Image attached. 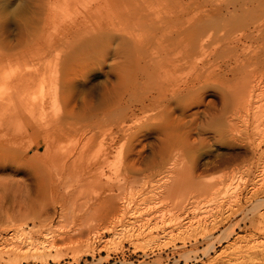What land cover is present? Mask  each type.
I'll list each match as a JSON object with an SVG mask.
<instances>
[{
    "label": "rangeland",
    "instance_id": "374dc122",
    "mask_svg": "<svg viewBox=\"0 0 264 264\" xmlns=\"http://www.w3.org/2000/svg\"><path fill=\"white\" fill-rule=\"evenodd\" d=\"M263 5L0 0V79L15 55L22 80L0 91L6 139L22 132L18 161L0 155V264H264ZM216 9L213 31L175 40ZM45 234L50 257L22 255Z\"/></svg>",
    "mask_w": 264,
    "mask_h": 264
},
{
    "label": "bare ground",
    "instance_id": "6f19581e",
    "mask_svg": "<svg viewBox=\"0 0 264 264\" xmlns=\"http://www.w3.org/2000/svg\"><path fill=\"white\" fill-rule=\"evenodd\" d=\"M193 1V0H192ZM195 1V0H194ZM197 1V0H196ZM257 2V1H256ZM188 3V2H187ZM193 4H194V2H192ZM191 4V3H190ZM176 5V4H175ZM180 6L182 5V4H179ZM262 5V4H261ZM180 6H178V8H180ZM184 6H185V4H184ZM187 6H188V4H187ZM186 6V7H187ZM192 6V5H191ZM264 6V5H263ZM262 6V7H263ZM169 7H171L170 5H169ZM189 7H190V5H189ZM216 7H218V6H216ZM225 7V6H224ZM172 8V7H171ZM174 8V7H173ZM246 8V7H245ZM160 9V8H159ZM183 10H185V11H187V10H189V9H184V8H182ZM220 9V8H219ZM240 9V8H239ZM242 9H243V7H242ZM250 9H252V8H250ZM257 9V8H256ZM166 10V9H165ZM182 10V11H183ZM192 10V9H191ZM247 10H249V8L247 9ZM254 10V9H253ZM173 11H174V9H173ZM221 11V10H220ZM244 11V10H243ZM179 12H181V10H179ZM194 12V11H193ZM193 12H191V19H189V20H187V22H186V20H184L186 23H183V22H180V20H179V22L180 23H182V24H179L178 22H176V27L175 26H173V27H175L176 29H177V31H176V33H175V29H174V34H176V41L179 43H181L182 42V44L184 43L183 41H184V39L188 36H190V37H192L191 35L192 34H194V35H196V34H202V35H205V33L207 34V32H209L210 33V29H212L211 28V23L213 24V22H211L212 21V18H214L215 16H217L218 15V12H219V10L218 9H216L215 10V12H202V11H199V12H195V13H193ZM245 12V11H244ZM177 13V12H176ZM175 13V14H176ZM184 13V12H183ZM219 13H221V12H219ZM226 13V12H225ZM232 13V12H231ZM175 14H171L172 16H175ZM189 14V13H188ZM228 14V13H227ZM178 15V13L176 14V16ZM194 15V16H193ZM221 15V14H220ZM219 15V16H220ZM175 16V17H176ZM229 17V16H228ZM227 17V18H228ZM216 18V17H215ZM184 19V18H183ZM187 19V18H186ZM226 19V18H225ZM182 20V19H181ZM216 20V19H215ZM215 20H213V21H215ZM217 22V21H216ZM224 22V21H223ZM179 25H178V24ZM221 23V22H220ZM224 24V23H223ZM228 24V23H227ZM173 25V24H172ZM227 26V25H226ZM170 27H172V26H170ZM173 27H172V30H173ZM223 28H224V26H223ZM167 29H169V28H167ZM242 29V28H241ZM166 30V29H165ZM250 30V29H249ZM156 31V30H155ZM212 31H213V29H212ZM167 32H169V30L167 31ZM253 33H256V34H258L259 35V37H261L260 35L261 34H264V25L263 26H259L258 28H254V30L253 31H251L250 32V34H253ZM168 34H170V33H167V36L169 37V35ZM173 34V33H172ZM214 34V33H213ZM166 35V34H165ZM193 35V36H194ZM201 35V36H202ZM257 35V36H258ZM256 36V37H257ZM96 37V36H95ZM95 37H92L91 38V40L93 39V38H95ZM98 37V36H97ZM100 37V36H99ZM212 37V36H211ZM171 38V37H170ZM262 38V37H261ZM99 41H100V39L101 38H97ZM102 39H105V38H102ZM212 39V38H211ZM213 39H215L214 37H213ZM89 40V39H88ZM90 40V41H91ZM93 40H96V39H93ZM93 40L91 41V42H93ZM97 40V41H98ZM108 39H106V41H107ZM110 40V39H109ZM183 40V41H182ZM29 41V40H28ZM89 41V42H90ZM102 42H103V40H101ZM105 41V40H104ZM101 42V43H102ZM108 42V41H107ZM107 42H106V44H107ZM130 42V41H129ZM235 42V41H234ZM179 43V44H180ZM31 44V43H30ZM103 45H106V44H104V43H102ZM20 45V44H19ZM190 45V44H189ZM188 45V46H189ZM195 45V44H194ZM194 45H191V46H194ZM195 46H197L198 47V45H195ZM18 47H20V46H18ZM185 47V46H184ZM21 48V47H20ZM186 48V47H185ZM185 48H183L184 49V51H185ZM190 48V47H189ZM196 48V47H195ZM199 48H200V46H199ZM186 49H188V48H186ZM203 49V48H202ZM201 49V50H202ZM20 50V49H19ZM182 51V50H181ZM182 52V53H185V52ZM190 51V49L188 50V52ZM187 52V51H186ZM188 53H186V56L188 57V55H187ZM121 55H124V54H121ZM184 54H182V58L183 57H185V56H183ZM6 56V55H5ZM181 56V55H180ZM186 57V58H187ZM123 58V57H122ZM177 58H180V57H177ZM177 58H176V60H177ZM186 58H184L185 60L184 61H186ZM189 58V57H188ZM124 59V58H123ZM128 59H130V58H128ZM4 60V57L3 56H1L0 55V63L2 62ZM18 60H20L17 56H13V58H11V59H9L8 61H7V64L4 66V68H3V71L5 70V73H3L4 75L3 76H5V78L3 77V79L1 78L0 79V91L2 92L4 89H7V90H9V89H11V86H13V85H15V83H16V85H20L21 84V76H19V75H21V74H19V73H17V70L18 69H16V66H18L19 65V61ZM174 58H173V60L172 61H170V63L171 64H175V63H179L180 61H182V60H177L176 61ZM131 61V60H130ZM184 61H182V62H184ZM181 63V62H180ZM183 65V64H182ZM211 66V65H210ZM19 67V66H18ZM123 69V68H122ZM125 69L126 68H124L123 70L125 71ZM128 69V68H127ZM127 69H126V73H127ZM122 70V71H123ZM122 71H119V72H122ZM205 71V70H204ZM21 73V72H20ZM118 73V72H117ZM136 73V72H135ZM122 74V75H121ZM124 73L122 72V73H118V74H116L117 75V78H120V79H122V80H126L125 79V77H126V75L127 74H124ZM136 76H137V74H135ZM2 76V75H1ZM25 78V77H24ZM23 84V83H22ZM16 85H15V87H16ZM44 85V84H43ZM187 86V85H186ZM190 87H191V85H190ZM28 88V87H27ZM53 88V87H52ZM51 88V89H52ZM178 89V88H177ZM189 89V88H188ZM182 90H186V88L184 89V87L180 90H177V92L173 95V98L174 99H177V100H179L182 96H183V94H182ZM190 90V89H189ZM5 91V90H4ZM160 91V90H159ZM128 92V90L127 89H125L124 90V93H121V94H119V98H118V102H119V104H120V102L121 101H123V99H124V95H125V93H127ZM161 92V91H160ZM184 92V91H183ZM187 92H188V90H187ZM186 92V93H187ZM190 92V91H189ZM3 93H5V92H3ZM10 93H11V91H10ZM1 95L2 94H0V98H1ZM4 95V94H3ZM5 95H6V93H5ZM14 95H16L15 93H14ZM13 95V96H14ZM30 95V94H29ZM160 95H162V94H160ZM160 95H158V96H160ZM155 97H157V96H155ZM158 98H160V97H158ZM162 98V97H161ZM160 98V99H161ZM164 98V97H163ZM30 99V98H29ZM154 97H149V96H145V97H143L140 101H139V105L140 106H143L146 102H148V103H150V102H152V101H154ZM1 100V99H0ZM23 100V99H22ZM157 100H159V99H157ZM156 100V101H157ZM13 101V100H12ZM17 102V101H16ZM117 102V103H118ZM0 103H2V105H3V100H1L0 101ZM30 103V102H29ZM7 104V103H6ZM20 104V103H19ZM122 104V103H121ZM1 105V104H0ZM1 105V106H2ZM116 105H118V104H116ZM3 106H5V105H3ZM115 106V105H114ZM7 106H5V108H3V107H1L0 108V110L1 109H7V110H9V106H8V108H6ZM11 107V106H10ZM13 107V106H12ZM13 109H14V107H13ZM13 109H11V110H13ZM17 109V108H16ZM116 110H119L118 108L116 109ZM15 111V110H14ZM17 111V110H16ZM114 111L115 110H113V111H109V113L111 114V113H114ZM132 111V113L134 112V110H131ZM4 112H7L6 110H3V113ZM9 112L11 113V111L9 110ZM14 113V116L13 115H10V117H9V114H8V112L7 113H4V114H7V116L6 117H8V120L6 119V117L5 116H2V118H0L1 120H0V134H2V135H4L5 136V132H6V130H7V133H8V129H6V127L7 126H9V124H6L8 121L10 122H12V121H14V119L17 117L15 114H16V112H13ZM12 113V114H13ZM18 113H19V111H18ZM115 113H116V111H115ZM114 115H116V114H114ZM12 117V118H11ZM14 117V118H13ZM111 117H113V115H111ZM104 118H105V116H104ZM104 118H102V120L104 119ZM4 119H5V121H4ZM91 119V118H90ZM106 119V118H105ZM113 119V118H112ZM169 119V118H168ZM7 120V121H6ZM102 120H100V121H102ZM107 120V119H106ZM171 120V119H170ZM167 120V121H169V122H174L173 120ZM17 120H15V122H16ZM18 121H19V119H18ZM91 121V120H90ZM94 121V120H93ZM112 121H114V120H112ZM131 121V120H130ZM167 121H165V123L167 122ZM176 121H178V119H176ZM115 122V121H114ZM106 124H107V121L105 122ZM112 123V122H111ZM175 123V122H174ZM177 123V122H176ZM174 124V125H177V124ZM91 125V124H90ZM94 125H96V124H94ZM179 125H180V123H179ZM92 126V125H91ZM174 128H176L175 130H177V128L178 127H176V126H174L173 127V123H169V124H167L166 123V125L164 124L163 126H161V129H160V132L164 135V136H166L167 137V142H166V144L165 145H169V144H171V143H176V138H175V136L173 137V135H172V132H173V130H174ZM176 132V131H175ZM6 133V134H7ZM17 134V133H16ZM14 135L15 137H13V136H11V137H8L7 139H6V137L7 136H5V140L3 139H0V140H2V141H0V155H3V156H5L6 158H9V159H11V160H17L18 159V157H17V150L15 149V144H16V142H18V138L19 137H16V136H19V134H22V132L20 131V133L18 134V135ZM173 134H175V133H173ZM1 136V135H0ZM20 136H22V135H20ZM2 137V136H1ZM176 137H178V136H176ZM176 140V141H175ZM180 140V142H181V139H179ZM90 141V140H89ZM165 141V140H164ZM163 145V144H162ZM165 145H163L164 147H162V149H163V151L164 150H166L165 149ZM28 151V150H27ZM164 152H166V151H164ZM54 153V152H53ZM164 154V153H163ZM167 154V153H166ZM20 155V154H19ZM51 155V154H50ZM165 155V154H164ZM163 155V156H164ZM54 156H57L56 155V153H55V155ZM167 157H165V159L166 160H170V156L169 155H166ZM1 157V156H0ZM59 156H57V158H58ZM19 158H20V156H19ZM43 158V157H42ZM23 159V158H22ZM53 159H56V157H54ZM59 159V158H58ZM50 160V159H49ZM18 161V160H17ZM19 161H20V159H19ZM45 161V160H44ZM53 161H58V160H53ZM65 161V160H64ZM55 162V163H56ZM59 162H63L62 161V159L60 158V160H59ZM59 162H58V165H59ZM21 164V161L20 162H18V164ZM54 163V164H55ZM62 165H63V163H62ZM36 166V165H35ZM45 184V183H44ZM54 184V183H53ZM53 189V188H52ZM254 192V191H253ZM239 193V192H238ZM251 199V198H250ZM216 201V200H215ZM107 202H110V201H107ZM264 202V201H263ZM103 203V202H102ZM259 203H262L259 199L258 200H256L255 201V203H253L254 205L256 204V207H254V208H257V205L259 204ZM111 204V203H110ZM109 206H111L112 207V205H107V208L109 207ZM110 207V208H111ZM258 207H259V205H258ZM253 209V208H252ZM257 211V210H256ZM107 212V211H106ZM258 212V211H257ZM259 214V213H258ZM264 215V214H263ZM263 215H262V213H261V216H262V218H264L263 217ZM10 223V222H9ZM9 225V224H8ZM106 226V225H105ZM109 227H110V225H109ZM108 228V227H107ZM111 228V227H110ZM109 230V229H108ZM19 234V233H18ZM222 234H223V232H222ZM221 234V235H222ZM19 235H21V234H19ZM49 234H45L44 236H43V238H42V240H40V241H31V239L29 238H27L26 239V244L27 245H29L28 247H29V250L27 251V253H22L21 251V253H22V255H24V254H26L27 256H28V254H29V256H31L34 260H37L38 258H44V257H50V255L49 254H47V253H49V247L50 248H52L51 246H48L47 244H48V238L46 237V236H48ZM23 236H25L24 234H23ZM16 237V236H15ZM18 237V236H17ZM224 237V236H223ZM226 237V236H225ZM227 239V238H226ZM11 240H12V238H11ZM152 240V239H151ZM222 240H224L223 238H222ZM22 241V240H21ZM237 242V241H236ZM153 243V242H152ZM240 245V244H239ZM212 246L213 245H210L208 248H207V251L206 252H209L210 250H212ZM231 246V245H230ZM239 247V246H238ZM253 247V246H252ZM226 248V247H225ZM231 248V247H230ZM233 250V249H232ZM14 251V252H13ZM16 250L14 249V250H12V253L11 254H16V252H15ZM17 252H18V254H16V255H20L19 254V250H17ZM231 252V251H230ZM224 254H225V252H223ZM231 254V253H230ZM21 255V256H22ZM226 255V254H225ZM246 255V254H245ZM25 256V255H24ZM56 256V255H55ZM217 256V255H216ZM215 256V257H216ZM228 256V255H227ZM15 257V255H13V259H18V258H14ZM18 257V256H17ZM26 257V256H25ZM30 257V258H31ZM219 257H220V254H219ZM54 258V257H53ZM47 259H49V258H47ZM46 259V260H47ZM55 259V258H54ZM51 260V259H50ZM43 261V260H42ZM41 261V262H42ZM19 262V261H18ZM43 262H45V259H44V261ZM42 262V263H43ZM250 262V261H249ZM248 262V263H249Z\"/></svg>",
    "mask_w": 264,
    "mask_h": 264
}]
</instances>
